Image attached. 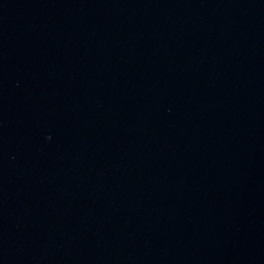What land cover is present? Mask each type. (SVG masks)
Instances as JSON below:
<instances>
[{
	"label": "water",
	"instance_id": "obj_1",
	"mask_svg": "<svg viewBox=\"0 0 264 264\" xmlns=\"http://www.w3.org/2000/svg\"><path fill=\"white\" fill-rule=\"evenodd\" d=\"M0 264H264V0H0Z\"/></svg>",
	"mask_w": 264,
	"mask_h": 264
}]
</instances>
